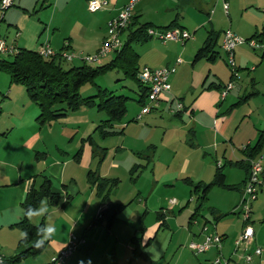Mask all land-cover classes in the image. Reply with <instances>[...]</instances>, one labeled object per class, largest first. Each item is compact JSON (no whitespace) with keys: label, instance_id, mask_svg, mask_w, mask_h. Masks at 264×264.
<instances>
[{"label":"crops","instance_id":"crops-1","mask_svg":"<svg viewBox=\"0 0 264 264\" xmlns=\"http://www.w3.org/2000/svg\"><path fill=\"white\" fill-rule=\"evenodd\" d=\"M108 1H110L108 8L102 11L104 17L97 34L98 41L105 40L109 22L116 18L131 0ZM16 2L15 0V4ZM224 2L229 4L227 16L232 23L234 33L247 39L264 42V0H144L136 5L130 31L123 35L124 44L128 34L142 25H149L160 30L173 28L188 31L181 18L189 14H193L195 20L188 27L201 29L209 24L212 29L207 31V37L204 40L194 37L191 43H188L189 41L186 44L175 41L163 43L151 38L147 43L134 46L139 56L138 66L141 70L145 67L160 69L176 66V72L169 77L170 91L163 94L151 113L138 119L140 110L138 115L130 116L131 118L127 121L124 122L123 119L121 123L114 125V134L108 137H105L101 130L107 119L102 120L101 112L97 109L83 108L78 112L69 113L65 119L41 126L38 123L40 108L30 100L26 88L12 84L10 77L7 79L2 77L4 72L0 73V250L3 257L13 260L20 251L22 230L17 225L26 217L23 202L33 187L41 186L42 176H48L53 184V192L60 195V202L52 206L48 200H43L39 209L46 207V212L43 215H34L28 220L35 226L51 225L55 228V233L45 241L43 252L28 255L14 264H51L55 254H58L73 237L85 242L66 264H79L80 261H83V264L159 263L153 260L145 250L154 243L161 230L169 228L166 213H158V223L155 224L153 231L145 225L144 221L148 210L145 211L143 218L125 222L126 225L121 229L119 227L121 212L112 227L107 226L106 220L97 223V219L100 213L111 205L121 206L123 209L124 204L121 201L113 202L111 196L113 190L123 183V175H135L146 168H152L155 173L159 166L168 170L176 163L181 165L180 172L188 173L192 162L188 159L182 160L183 157L178 158L179 151L175 140L172 139L175 134H181L182 140L190 138L191 143L193 142L192 144L199 148V151L211 147L212 142L226 138L229 125L225 118H220V115L235 87L225 99L222 98L221 93L229 82H234L236 86L240 80H235L231 75L228 83L221 80L216 82L212 79V82L208 84L212 70L210 69L204 76L205 67H197L204 59L215 63L221 56L223 35L226 30L217 33L213 21L207 22L204 15L215 18L218 12L224 13ZM23 3L24 0H21L18 5L21 7ZM139 5L152 9L155 15L146 16L143 6L139 8ZM6 13L4 17L7 16ZM13 14L17 20L15 24H8L9 28H14V39L9 41L6 38L9 42H15L22 49L39 51L46 43L54 49L52 44L54 41L55 53L68 51L78 55L74 50L73 37L60 36L58 40L60 44H57L56 34H59L60 30L55 29L52 38L47 37L43 40L45 31H41V22L31 17L27 8H18V11ZM197 30L194 31L195 34ZM18 34L20 35L17 36ZM210 36L215 40V49L202 61L195 62L197 53L206 45ZM153 41L155 42L151 43ZM241 47L243 46L237 48L236 54ZM114 57L115 53L111 55L112 59ZM178 60L181 61L179 64H177ZM237 60L242 61L244 57L236 55ZM76 61L78 62L79 59L73 63L75 64ZM80 66L83 65L79 64L77 67ZM242 70L240 68V71ZM215 77L218 79L217 76ZM254 82L255 80L252 79V83ZM143 93L142 88L137 89L138 104ZM254 94L256 92L252 93ZM238 98L241 99L239 95L237 98L234 95L230 104ZM177 103L184 106V111L176 114L173 111L177 110ZM139 106L142 108L140 104ZM89 139L92 140L93 145ZM253 139V135L247 137V146H254ZM179 143L182 142L179 141ZM246 147L241 151L245 160L237 165L245 170L247 179V166L251 159L243 152ZM171 151L173 155L169 157ZM167 154L168 157H165ZM168 160L173 163L163 164L162 161ZM219 163L216 162V166ZM202 164L203 166H200L198 170L204 175L214 173L215 179L218 167L213 169L212 164L206 165L205 159ZM136 169H138L137 172H135ZM89 173H95L100 178L117 183L111 189L108 204L103 203L97 186L90 183ZM223 173L225 174L224 171ZM225 176L227 179L226 174ZM191 179L187 178L183 181L186 183L189 180L196 184H210L214 181L213 179L211 182L210 180L194 182ZM64 186L67 189L63 188ZM243 187L240 186L241 190L238 191L242 192ZM263 192L264 189L261 193ZM160 217L163 219L164 226L161 225L163 222L159 220ZM261 230L259 227V231H255L253 244L247 251H243L239 258L232 255L233 251H224L225 242L229 236L220 235L223 237L222 249L212 248L205 253L209 255V262L214 264L216 257L221 255L224 259L229 258V264L235 262L248 264L243 256L253 254L256 248L262 247L263 254L254 256L249 264H264V239ZM136 239L144 247L143 251L147 260L133 255V240ZM204 240L205 235L202 230L199 235L196 234L193 242L201 243Z\"/></svg>","mask_w":264,"mask_h":264},{"label":"rangeland","instance_id":"rangeland-1","mask_svg":"<svg viewBox=\"0 0 264 264\" xmlns=\"http://www.w3.org/2000/svg\"><path fill=\"white\" fill-rule=\"evenodd\" d=\"M16 1L15 7L8 10L7 16L3 17L4 22L0 23V35L2 37L7 38L9 41L14 39V28H9L8 24H15L17 17L13 13L18 11V8H27L32 15L31 17H34L37 22H41V31H45L43 40L47 37L52 38L54 30L59 29V34H56L57 44H60L58 43L60 36L64 38L73 37L74 50L78 53L76 55L79 58H82V56H95L100 51L104 41L100 39L99 43L96 38L100 31V23H103L102 17L104 15L102 12L94 14L90 12L88 9L89 0H24L21 7L18 5L21 0ZM142 1L144 0H141L139 4ZM142 6L146 16L155 15V11L146 9L144 5H139V8ZM2 15L3 11L0 7V17ZM204 16L207 22L213 21L217 33L223 30L234 32L232 23L225 11L224 13L218 12L215 18L214 16ZM183 18H181V21L186 24L193 38L198 37V39L202 38L204 40L207 37V31L212 29L208 23L206 28H197L198 30L188 27L195 20L193 14H189L187 17L183 16ZM195 30H197L196 34L194 33ZM192 39L188 43H191ZM50 40L52 41V39ZM54 43L52 41L53 48L56 49ZM262 54L261 51H255L248 45L237 51V57L239 55L244 57L242 61H235L239 70L238 78L236 77L235 80H240V83L234 85L235 90L220 115V118H225L229 125L225 139L212 142L211 147L199 151V148L194 147L193 142L191 143L190 138L182 140L181 134L173 136L172 139L175 140L179 151L178 158L183 157L182 160L188 159L192 162L187 174L180 172L181 165L177 163L173 164L168 170H164L159 166L155 173L152 168L141 169L135 175H123V183L119 184V187H116L112 192V201H121L124 204L119 215L120 229L126 225L125 222L143 218L145 211L148 210L144 221L145 225L153 231L155 224L158 223V213H166L169 228L166 227L161 230L154 243L145 250L153 260L159 262L158 264H212L211 261L209 262V255L196 256L190 249V244L195 239L196 234L199 235L203 230L205 223H207L208 233L204 235L224 234L229 236V239L225 242L226 249L224 251H233L232 255L238 258L241 257L243 251H237L235 240L237 241L240 238L247 226H252L256 232L259 231L260 227L264 239V192H260L258 200L253 203L252 219L250 223L246 224L243 221L242 209L244 188H242V192H239L238 190L233 191L225 187L214 186L203 208L199 211V216L194 220L193 214L196 213L198 207L197 196L192 193L193 188L183 181L192 178L191 180L194 182L197 180H210L211 182L214 179V173L213 175H204L203 172L198 170L200 166H203L202 162L205 159L206 165L212 164L213 169L219 166H216V162L221 163V167L227 175V185L240 187L245 182L246 172L240 168V165H237V163L245 160V156L241 151L248 144L247 137L253 135L252 142L255 145L258 141V130L264 128V59H262ZM226 59L225 53L221 51V56L215 63L204 59L202 63L198 64L197 67H205L204 76L210 69L212 70L213 73L208 84L212 82V79L216 82L220 80L224 83L229 82L230 76L233 74L226 63ZM80 60L76 61L75 64H65V68L77 67L79 64L83 65V61ZM111 61L112 58L109 55L100 60L99 63L87 65L98 67L107 65ZM190 68L193 71L192 65H190ZM240 68L243 70L240 71ZM2 77L9 79V76L4 73ZM252 79L255 80L254 83H252ZM99 88L115 92L118 96L123 95L130 98L126 105L128 114L124 122L131 118L130 116L138 115V111L142 109L137 103V85L132 80H126L122 72L112 71L99 76L94 84L84 86L80 94L84 98L93 96L97 94ZM253 92H256V94L252 95ZM234 95L236 98L239 95L241 99L238 98L230 104V100ZM100 117L102 120L107 119L106 113L103 112L100 113ZM179 141L182 143H179ZM216 152L218 153L217 157ZM172 153L173 151H171L169 157L173 155ZM260 154L264 156V149ZM165 157H168V154ZM162 162L170 165L173 163H171V160ZM143 164L146 165L145 162ZM172 200H176L177 205H172ZM258 206L261 207L258 208ZM258 248L262 249V247ZM218 257L219 255L215 261ZM238 258L236 259L238 260ZM228 259L225 257L223 264L227 263ZM237 262L239 263V261ZM232 264H236V262Z\"/></svg>","mask_w":264,"mask_h":264},{"label":"trees","instance_id":"trees-1","mask_svg":"<svg viewBox=\"0 0 264 264\" xmlns=\"http://www.w3.org/2000/svg\"><path fill=\"white\" fill-rule=\"evenodd\" d=\"M2 1L3 0H0V5ZM4 15L0 17V23L2 21L4 22ZM131 24L124 31V34L130 31ZM150 28L153 27L142 25L136 31H131L127 39H125L126 41L122 50L117 51L115 57L107 65L93 67L84 63L83 66L80 67L65 68V64L68 63L60 57L45 58L41 56L38 51L19 48V52L16 56L8 57L11 58L10 60L0 56V73L4 72V74H7L12 84L26 88L30 100L40 108L38 123H40L41 126L65 119L68 117L69 113L78 112L83 108L97 109L99 112L106 113L107 115V120L103 123L101 130H103L102 134L108 137L114 134V125L121 123L123 119H125L127 114L126 105L130 98L123 95L118 96L115 92L103 90L101 88L98 89L97 94L86 98L82 97L80 92L84 86L94 84L95 80L101 75L112 71L122 72L126 80H132L138 88L143 89L144 93L141 94V98L139 99V104L143 107L147 103L149 87L138 79L141 69L138 66L139 56L134 46L147 43L151 40L152 37L147 33ZM171 29L173 28H166L164 30ZM214 49L215 40L210 36L206 45L197 53L195 62L202 61V59L208 57L212 54ZM257 140L254 146L249 145L243 151L251 160L262 156L260 153H262L264 149V129L259 131ZM89 142L93 145L91 139H89ZM217 167L215 179L210 184H196L189 180L186 181V183L193 188L192 193L197 196L198 207L196 213L193 215L194 220L199 216V211L203 208L214 186L225 187L233 191L241 190L240 187L227 185L226 176L223 173L222 167ZM247 167V176H249L250 164H248ZM137 170L138 169H136L135 172H137ZM89 174L90 183L97 186L98 192L103 198V203L108 204L111 189L115 187L117 183L109 179L100 178L95 173ZM42 180V184L39 188L33 187L27 194L23 202L25 213L29 208L38 210L43 200H48L49 204L52 206H56L60 202V195L53 192V184L48 176H42ZM245 184L246 181L242 186L245 187ZM63 188L67 189L66 186ZM121 210V206H109L100 213L97 223L106 220L107 226L112 227ZM159 220L163 222L161 217ZM206 224L207 223H205V225ZM161 225L164 226V222ZM17 226L22 232H27L28 237L27 239L21 240L19 245L20 251L13 260H7L6 264L17 263L25 259L28 255L40 254L45 249V242L40 247L36 246L37 240L40 239L37 235V229L43 225L35 226L31 224L26 216ZM133 245V255L147 260L141 242L137 239L133 240Z\"/></svg>","mask_w":264,"mask_h":264},{"label":"built area","instance_id":"built-area-1","mask_svg":"<svg viewBox=\"0 0 264 264\" xmlns=\"http://www.w3.org/2000/svg\"><path fill=\"white\" fill-rule=\"evenodd\" d=\"M141 0H131L130 3L125 6L120 14L112 19L108 25V35L105 38L104 43L100 49V51L95 54V56H86L79 58L74 53H68V51H61L60 53H55L49 43L44 44L41 49L38 51L41 56L45 58H53L60 57L67 63H73L76 59H81L86 64H95L100 62V60L108 57L116 53L117 51L122 50L124 42L122 37L124 35V31L130 26L133 17L134 10L136 5ZM110 4L108 0H89L88 9L90 12L97 13L105 11ZM15 6V0H3L0 7L3 11V15L10 8ZM229 4L225 2L224 11L225 13H229ZM2 15V16H3ZM148 35L152 37V39L159 40L163 43L169 41H175L177 43L186 44L193 37L192 35L182 29H172V30H160L155 28L148 29ZM18 34L17 36H19ZM250 46L255 51H261L264 54V42L258 41L257 39H244L236 35L232 30H226L223 35L222 42V50L226 55V63L231 68L232 74L234 78H238V68L236 64V50L240 46ZM19 52V47L15 42H9L6 38L0 36V56L9 57L16 56ZM179 64L181 61H177ZM176 72L175 67H165L160 69H151L149 67H145L139 73L140 81L149 87L148 99L147 103L142 107L141 113L138 117L140 119L143 115L149 114L152 112L155 104H158L163 94L167 93L171 89V85L169 82V77ZM234 83H228L221 93L222 98L225 99L231 90L234 89ZM178 107L176 112L180 113L184 111V106L180 103H177ZM221 167V163L218 164ZM264 157L260 156L256 159L251 160L250 162V173L248 179L246 180V184L244 187V199H243V217L246 224L251 222L252 219V208L253 203L258 200L259 194L264 187ZM177 203L176 200H172L171 204L175 205ZM203 233H208L207 225L203 227ZM255 230L252 226H247L240 238L236 241L237 251H247L249 246H251L254 242ZM84 240H79L73 237L70 242L61 250L58 254L52 258L51 264H66L68 259L80 248V245L83 244ZM223 238L218 235H205V240L201 243L192 242L190 244V249L192 252L198 256L207 253L212 248H217L218 250L222 249ZM263 254V249L256 248L253 251V254H245L243 258L246 263H251L254 256H261ZM4 255L0 250V262L2 264L7 263V259L3 257ZM223 257L220 255L215 262V264H223ZM228 264V261H226Z\"/></svg>","mask_w":264,"mask_h":264},{"label":"clouds","instance_id":"clouds-1","mask_svg":"<svg viewBox=\"0 0 264 264\" xmlns=\"http://www.w3.org/2000/svg\"><path fill=\"white\" fill-rule=\"evenodd\" d=\"M46 212V207H41L40 209H32L29 208L25 215L27 218L31 219L34 215H43ZM55 233V228L52 227L51 225H44L40 228L37 229V235L40 237L39 240L36 242V246L40 247L43 245V243L46 240H49ZM28 233L27 232H22L21 233V238L22 239H27ZM2 264V262H0ZM79 264H83V261H80Z\"/></svg>","mask_w":264,"mask_h":264}]
</instances>
